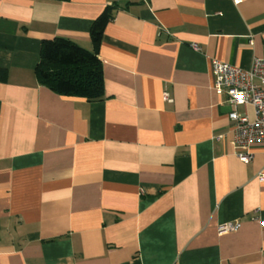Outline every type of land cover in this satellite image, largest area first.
Segmentation results:
<instances>
[{
	"label": "crops",
	"instance_id": "1",
	"mask_svg": "<svg viewBox=\"0 0 264 264\" xmlns=\"http://www.w3.org/2000/svg\"><path fill=\"white\" fill-rule=\"evenodd\" d=\"M112 1L0 0V264H264V142L238 158L211 71L264 58V0H115L94 46ZM54 37L96 53L101 99L39 82Z\"/></svg>",
	"mask_w": 264,
	"mask_h": 264
},
{
	"label": "trees",
	"instance_id": "2",
	"mask_svg": "<svg viewBox=\"0 0 264 264\" xmlns=\"http://www.w3.org/2000/svg\"><path fill=\"white\" fill-rule=\"evenodd\" d=\"M117 7L116 1H112L93 20L90 38L94 46L99 45L103 30L113 18ZM35 75L41 84L60 94L77 95L88 100L103 97L100 59L94 51L67 38L54 37L41 41L40 60L35 68ZM6 78L7 72L0 69V81L4 82Z\"/></svg>",
	"mask_w": 264,
	"mask_h": 264
},
{
	"label": "built area",
	"instance_id": "3",
	"mask_svg": "<svg viewBox=\"0 0 264 264\" xmlns=\"http://www.w3.org/2000/svg\"><path fill=\"white\" fill-rule=\"evenodd\" d=\"M240 1L234 0L236 3ZM192 47L199 49L196 44ZM211 71L213 89L225 94V102L232 108L228 117L233 122L234 141L241 148L237 156L241 161L248 162L251 154L247 148L264 142V58L255 57L248 69L212 59ZM164 98L167 99V94ZM239 106H251L254 117L250 119L245 113L238 112ZM259 180L264 181V173H260ZM239 227V222H226L219 224L217 231L221 234L236 231Z\"/></svg>",
	"mask_w": 264,
	"mask_h": 264
}]
</instances>
